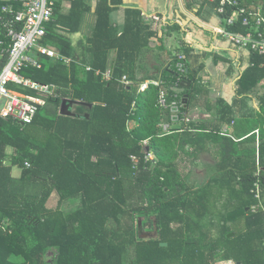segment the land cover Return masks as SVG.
I'll use <instances>...</instances> for the list:
<instances>
[{"label": "trees", "instance_id": "16d2710c", "mask_svg": "<svg viewBox=\"0 0 264 264\" xmlns=\"http://www.w3.org/2000/svg\"><path fill=\"white\" fill-rule=\"evenodd\" d=\"M17 1L0 0V7ZM71 2L65 13L57 2L42 41L67 58L83 48L81 65L41 57L40 69L25 68L22 75L61 88L60 97L49 98L30 125L0 118V264H264V214L251 211L264 205V175L256 176L254 167L238 182L212 175L200 186L188 185L179 169L187 147L197 157V125L171 124L166 135L160 128L170 123L171 103L180 102L169 89L189 81L186 92L195 101L196 75L176 71L178 54L174 67L162 71L164 85L139 93V62L154 36L140 13L129 11L119 34L108 0H100L93 34L75 45L70 36L78 34L85 11L79 0ZM228 30L244 32L240 26ZM8 44L1 32L0 71ZM184 53L190 56L188 49ZM251 57L246 75L255 85L264 76V56ZM124 76L135 85L121 84ZM160 92L168 95L166 109L158 104ZM62 99L82 103L73 106L79 117L58 115ZM221 107L219 113H232L231 106ZM257 113H264V102ZM12 166L22 170L19 181L11 177ZM255 184L260 200L252 193ZM52 193L59 196L55 210L46 208ZM63 202H78L77 209L64 214ZM149 232L154 236H140ZM12 256L17 262H9Z\"/></svg>", "mask_w": 264, "mask_h": 264}, {"label": "crops", "instance_id": "0c3cea01", "mask_svg": "<svg viewBox=\"0 0 264 264\" xmlns=\"http://www.w3.org/2000/svg\"><path fill=\"white\" fill-rule=\"evenodd\" d=\"M79 1L85 12L78 34L70 36L75 45L81 38H88L93 34L97 22L95 11L100 2V0ZM237 1L241 7L260 11L264 15V0ZM57 2H60L63 13L72 6L71 0H55V6ZM7 4L18 6L15 3ZM107 4L112 8L111 23L119 34L130 21L129 11L139 12L142 23L148 25L154 33L150 48L146 52V54L153 52V67H151L153 79H144L136 84L137 86L148 80L160 86L164 85L162 71L174 67L178 54L184 53L186 49L190 53L188 57L184 53L187 61L186 71L190 69L191 75H196L198 93L196 102L190 100L189 92L182 94L183 99L186 96L187 108L181 115L183 122L176 124L181 123L187 127L189 123L196 124L197 129L193 132L198 133L200 143L197 157L194 158L192 148L187 147L185 150L187 154L181 156V163L187 161L196 164L198 167L196 174L205 182L212 175L220 178L232 175L235 177L234 181L238 182L241 173H247L254 167H256V176L264 175V124H262L264 113H257L264 102V76L255 85L249 81L246 72L251 67L252 53L236 48L222 36L220 31L228 30V27L224 19L215 12L214 3L207 0H108ZM43 45L60 54L52 46ZM82 49L76 48L73 57H68L71 62L66 66L71 63L81 65ZM114 57L113 54L111 60ZM86 60L89 62V56ZM87 67L91 69L88 65L85 69ZM106 71H111V68ZM141 71L139 62L138 72ZM102 78L105 80L103 75ZM136 78L140 80L137 74ZM185 82L190 84V87L185 89L191 91L192 83ZM222 103L231 106L232 113H219ZM59 107L58 115H60ZM72 112L75 113L74 107ZM225 119L230 123H226L227 121L223 123ZM134 124V121H130L128 127L132 128ZM6 151L8 157L4 166L10 167V157L13 152L10 147ZM260 156L263 160L262 164H259ZM25 166L28 167V164L26 163ZM219 166L226 169L219 171ZM21 174L22 170L19 167H11L13 180L19 181ZM58 205L59 196L52 193L46 202V208L55 210ZM260 205V210L264 214V205L263 203ZM77 206L78 202H63L60 210L67 214L77 209ZM217 208L219 209L220 205ZM51 254L49 253V258ZM14 259L17 260L12 256L9 262L15 261ZM217 264H232V262L220 261Z\"/></svg>", "mask_w": 264, "mask_h": 264}, {"label": "built area", "instance_id": "2783aa9c", "mask_svg": "<svg viewBox=\"0 0 264 264\" xmlns=\"http://www.w3.org/2000/svg\"><path fill=\"white\" fill-rule=\"evenodd\" d=\"M208 1L216 4L214 10L218 15L223 16L228 28L240 26L244 29L243 33L221 30L220 33L226 40L238 49L264 56V15L260 11L247 10L241 7L237 0ZM54 6L55 0H19V8L13 4H5L0 8V33L2 32L4 39L9 42L7 61L0 71V118L12 120L23 127L30 125L38 110L46 106L47 100L56 99L60 96L59 91L62 90L57 86L43 85L24 77L23 69H40L41 57L61 61L65 65L71 62L69 58L42 44L46 35V26L53 16ZM227 9H230V13L226 16ZM185 65V55L179 54L175 64L176 71L183 74L186 71ZM85 70L91 71L88 67ZM102 75L105 80H109L111 71H106ZM179 82L178 80L176 84ZM120 83L125 86L135 85L126 76L122 77ZM149 86H158V84L145 81L138 86V92L143 93ZM167 96V93L160 92L158 100L160 108L168 107ZM182 107V102L171 103L170 123L160 125L163 134L170 133L171 124L183 122L180 117ZM146 144L147 142L143 143V145ZM131 159L134 163L137 162L135 157ZM252 193L256 200H260L258 184L254 185ZM258 209H261V205L253 206L251 211L254 213Z\"/></svg>", "mask_w": 264, "mask_h": 264}, {"label": "rangeland", "instance_id": "374dc122", "mask_svg": "<svg viewBox=\"0 0 264 264\" xmlns=\"http://www.w3.org/2000/svg\"><path fill=\"white\" fill-rule=\"evenodd\" d=\"M140 65L142 67V71L137 72V76L140 78V80L153 79V68H151V67H153V52H148L143 58H141ZM185 68H187L186 65H185ZM148 81H150V80H148ZM176 83L173 84V87L169 90L172 91L173 95H176V97L178 98V100L180 102H182L183 101L182 94H184L188 90L185 89V87H182L181 83L180 84H176ZM176 93H180V94L177 95ZM187 94H188V92H187ZM186 102H187V100H186ZM181 113H184L183 108H181ZM146 157L148 159L152 158L151 155H147ZM179 170L182 172V177L186 180L188 185H193L196 187V186H200V185L205 183V180L202 179V177L200 175L196 174V172L198 170V167L196 164L187 163V161L184 164L180 163V169ZM209 170H211V169L209 168ZM190 172H192V173H190ZM140 236L144 239H147L149 237L154 236V233L153 232L142 233Z\"/></svg>", "mask_w": 264, "mask_h": 264}, {"label": "water", "instance_id": "95a60500", "mask_svg": "<svg viewBox=\"0 0 264 264\" xmlns=\"http://www.w3.org/2000/svg\"><path fill=\"white\" fill-rule=\"evenodd\" d=\"M181 86L182 87H190V84L189 83H186L185 81H182L181 82ZM186 99V96H184V99L183 101H185ZM82 103H79V102H74V101H71V100H68V99H64L60 102V107H59V114L60 116H63V117H79L78 115L74 114L72 112V109H73V106L74 105H80ZM91 106V105H89ZM86 118H88V116H86ZM233 237V234H230L229 235V238ZM161 246H167V244H161Z\"/></svg>", "mask_w": 264, "mask_h": 264}]
</instances>
